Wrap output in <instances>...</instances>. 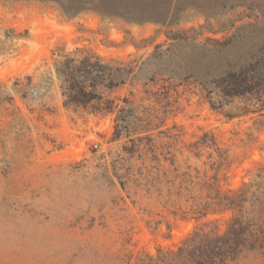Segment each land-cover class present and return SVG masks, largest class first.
Instances as JSON below:
<instances>
[{"label":"rangeland","instance_id":"obj_1","mask_svg":"<svg viewBox=\"0 0 264 264\" xmlns=\"http://www.w3.org/2000/svg\"><path fill=\"white\" fill-rule=\"evenodd\" d=\"M242 13L225 17L237 21L233 29L215 21L201 29L204 18L187 13L171 30L222 41L247 22ZM169 30L93 12L67 19L53 3L0 0V264H150L195 230L210 231L211 221L226 231L230 214L197 220L191 212L206 201L219 160L215 148L196 149L203 138L227 157L223 191L264 181V116L228 120L193 82L133 81L101 90L102 107L64 106L54 53L143 61L172 42ZM125 100L134 115L115 138Z\"/></svg>","mask_w":264,"mask_h":264},{"label":"trees","instance_id":"obj_2","mask_svg":"<svg viewBox=\"0 0 264 264\" xmlns=\"http://www.w3.org/2000/svg\"><path fill=\"white\" fill-rule=\"evenodd\" d=\"M10 1L53 3L67 19L93 12L104 19L170 29L167 35L172 42L166 48L157 47L143 61L110 65L85 49L54 53L65 107L85 108L95 103L102 107L101 90H113L133 81L153 83L161 78L173 84L193 82L202 91L210 109L228 120L264 116V0ZM235 10H243L240 20L247 22L222 41L200 43L195 36H190L199 31L193 28L184 32L171 30L187 13L204 18L205 25L201 29H212L213 21L220 30L233 29L237 21L225 17ZM3 51L0 46V53ZM0 89L4 91L6 85L1 84ZM124 103L125 107L118 110L115 138L129 131L134 115L132 103L129 100ZM210 141L203 138L196 149L206 146L216 149L219 160L212 164L216 174L213 183L206 184V201L191 212L197 220L209 215L230 214L227 229L222 232L217 221H211L210 231L195 230L177 251L160 250L157 260L149 257L150 264H233L248 255L264 258V181L244 183L238 189L223 191L219 176L227 157L217 147L215 139Z\"/></svg>","mask_w":264,"mask_h":264}]
</instances>
